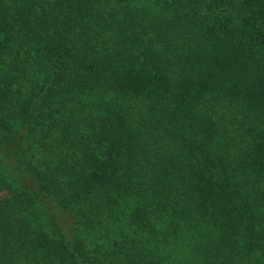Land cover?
Wrapping results in <instances>:
<instances>
[{"label": "trees", "instance_id": "16d2710c", "mask_svg": "<svg viewBox=\"0 0 264 264\" xmlns=\"http://www.w3.org/2000/svg\"><path fill=\"white\" fill-rule=\"evenodd\" d=\"M0 264H264V0H0Z\"/></svg>", "mask_w": 264, "mask_h": 264}]
</instances>
